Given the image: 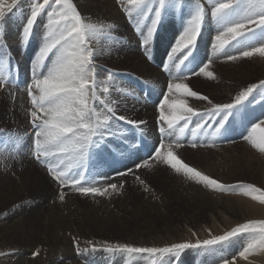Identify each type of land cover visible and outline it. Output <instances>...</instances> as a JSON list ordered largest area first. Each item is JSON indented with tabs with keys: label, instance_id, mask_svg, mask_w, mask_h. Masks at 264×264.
<instances>
[{
	"label": "rangeland",
	"instance_id": "1",
	"mask_svg": "<svg viewBox=\"0 0 264 264\" xmlns=\"http://www.w3.org/2000/svg\"><path fill=\"white\" fill-rule=\"evenodd\" d=\"M34 2L35 0H17L13 11L7 13L0 21L4 44V47H0V70L3 72L0 80L3 79L5 82L4 86H0V193L7 192V186L11 184L8 180L15 181L26 175L30 177L23 191H20L15 199L9 202L0 199V225L16 228V225L20 224L19 226L31 227L32 230L34 225L40 229L43 226L37 225L35 219L31 222L28 212L31 211V217L33 213H44L52 201L49 200L48 203L51 183L43 173V168L47 167L37 162L32 155L34 137L29 114L33 106L26 93L28 92L26 86L32 82L33 69L37 73L46 74L53 59L50 56L45 61L43 69L35 67L33 63L40 47L43 46L39 40L34 41V35L41 33L46 36L47 13L51 9H45L38 17L31 38L24 43L22 30ZM72 2L77 6L84 22L95 24L100 29L95 34H89L86 39L87 46L93 52L97 95L105 102V104L94 102L98 113L100 112V118L111 115L107 112V107H112L117 116L143 123L140 127L118 119L111 120L107 129L108 134L100 146L90 149L86 167L72 169L73 172L83 171L84 174L90 169L91 181L102 182L99 187H105L109 183H123L124 187L120 190L121 194L112 193L103 197L90 195L91 208L69 209L74 226H70L71 229L81 233L86 231L87 233L81 236L82 239L99 240L102 245L91 246L87 241L75 240L73 233L64 231L70 247L66 245L62 251L70 249L74 251L73 254L80 258V264H166L168 259L172 264H198L203 263L202 258L209 259L215 257L213 256L215 254L219 256H216L218 258L215 260L216 264H222L224 260L229 262L234 260L237 264L247 259L239 255L244 247L252 242V235L247 233L238 234L215 245L185 249L178 257L159 253L110 252L106 249L121 245L163 248L174 243L195 244L198 240L202 242L222 236L248 221L264 220V203L260 199H253L254 196L264 197V153L254 148L249 140L244 139L245 136L256 140L264 137V133L260 131L255 133L251 131L255 123L264 120V88L258 87L248 100L233 109L223 129L215 135L213 133L219 126V116L207 118L206 123L200 121L199 117H193L187 127L184 126V121H180L172 129H168L167 123L159 119L160 105L166 96L170 102L183 100L188 106L203 113L205 110H212L216 104L233 103L241 91L252 84L259 85L264 81V56L259 53L249 57L241 55L243 51L250 50L255 45L264 46V29H258L253 34L246 32L243 37H237L235 40L231 34L225 35L224 39L230 44L221 48L215 37L224 33L226 26L218 24L212 13L205 11V5L210 3L199 0V7L204 10L201 34L192 55L185 59L188 49L178 47V43L185 27L195 14L197 8L195 0H170L157 31L148 44H144V38L151 26L154 13L140 15L139 10L143 6H121L119 11L124 23L116 26L113 20L109 19L112 14L107 7L110 3H119L120 0H72ZM228 2L232 5L230 16L233 10L234 17L238 19L243 18L248 12L245 5L252 9V13L257 10L259 13L261 7H264L260 0ZM7 3H11V0H7ZM157 6V0H148V7L154 9ZM10 21L14 26H8L7 22ZM207 21L210 24H207ZM16 22L18 24H15ZM18 27L19 32L16 30ZM12 32L18 35L17 50L10 49L5 39L6 35ZM173 48H177V51L173 52ZM229 55L235 56L236 59H227ZM205 64L208 65L206 71L212 72L213 77L209 78L199 72ZM109 72L114 73L112 80L107 78ZM193 72L197 74L191 75ZM9 73L12 77L8 76ZM169 83L187 84L193 91L208 96L211 103L182 95L175 90L169 93L167 89ZM104 88H107L108 92H104ZM35 94L38 95V92ZM170 111L171 109L165 105V114ZM197 123H204V127L196 129ZM261 127H264V124ZM161 128L165 130L163 133L160 131ZM136 133L145 136L150 143L152 154L149 159L144 158L150 167H128L130 163L136 162V156L131 152ZM163 139L171 141L165 143L162 142ZM193 142L196 143V147L192 146ZM161 145L164 147L161 149L162 152H166L168 145H172L171 149L180 161L222 185L229 186L223 190L230 192L223 194L221 188L206 186L199 178L183 170L176 172L171 166L158 162L154 154ZM71 163L74 162L65 159L61 168H66ZM125 170H131L129 177L118 175ZM133 172L144 180L143 185L135 179ZM109 176L112 177L103 183ZM46 181L49 187H46ZM81 183L88 186L86 179ZM249 186L258 191H253ZM232 188L235 190H231ZM15 190L17 189L11 188L10 192L13 193ZM109 192L112 190L109 189ZM77 200L81 203V196ZM101 202L105 204L98 205ZM80 203L78 205L83 206ZM217 203L220 205H216ZM51 209L53 208L49 211ZM47 213L45 217L40 216L39 222H46ZM5 231L6 229L4 233L7 232ZM100 239L109 241L106 243ZM14 247L10 241L0 240V253H4L0 255V259L13 256ZM30 252L32 255L34 250ZM51 255L54 256L53 253ZM43 256L45 255L38 254L31 257L41 260L46 257ZM140 256L144 259H139ZM248 256L256 257L253 264L256 262L264 264V250L257 249ZM148 257H152L150 263H147ZM63 260L58 258L57 261L62 263ZM2 262L0 260V264Z\"/></svg>",
	"mask_w": 264,
	"mask_h": 264
},
{
	"label": "snow or ice",
	"instance_id": "2",
	"mask_svg": "<svg viewBox=\"0 0 264 264\" xmlns=\"http://www.w3.org/2000/svg\"><path fill=\"white\" fill-rule=\"evenodd\" d=\"M128 2L138 7L143 6L139 10L140 15L147 16L148 12L154 13L151 19V26L148 28L147 35L144 38V44H148L154 37L166 5L170 3V0H157L158 6L154 9L148 7V0H128ZM195 2L197 5L195 14L188 22V26L185 27L178 43V47L188 49V55L185 56V59L192 55V50L196 47L204 20V12L199 7V0H195ZM260 4L264 6V0H260ZM16 5L17 0H11V3H7V0H0V21L5 18L7 13H11ZM45 9H51L47 13L48 31L44 38L43 46L40 47L33 63L35 67L43 69L45 61L50 56L53 59L51 60V66L47 68L46 74L43 72L37 73L33 69L32 82L27 85V94L33 106L30 113V123L34 137L33 158L47 167L48 173L54 181L59 183L61 189L70 185L76 192L85 197L90 195L103 197L112 193L121 194L120 190L124 187L123 183H109L105 187H99L95 186L94 182L92 186H83L81 181L85 179L84 172H73L72 169L74 167H86L90 149L100 146L101 141L108 134L107 129L111 120L118 119L134 126H139L143 121H132L124 116H117L112 107H107V112L111 115H104L102 119L100 118L94 102L99 101L101 104H105V102L97 95L96 69L93 67L92 60L93 52L86 43L88 35L95 34L100 29L95 24L84 22L80 12L77 10V6L72 0H35L31 7L30 16L27 18L22 30V42L27 43L29 41L34 31V25ZM231 9L232 5L230 3L221 2L212 11V16L216 19L217 23L226 26V31L215 37L221 48L229 43L228 40L224 39L225 35L231 34L232 39L235 40L237 37H243L246 34V29L249 34H253L258 29H264V7H261L258 14L255 12L251 14L246 13L242 19L238 20L231 18L229 14ZM250 25L254 27H249ZM0 47H4L2 29H0ZM172 51H177V48H173ZM256 53L264 56V46L245 50L241 55L249 57ZM227 59L235 60L236 57L229 55ZM207 67L208 65L205 64L199 69V72L211 78L214 74L206 71ZM190 74L196 75L197 73L193 72ZM2 75L3 72L0 70V76ZM113 77L114 73L109 72L108 80H112ZM4 84L5 82L0 80V86H4ZM258 87L264 88V81H261L259 85L252 84L241 91L235 97L233 103L216 104L212 110H205L203 113L188 106L183 100L170 102L166 96L160 105L159 119L167 123L168 129H172L180 121H184V126L187 127L188 122L193 117H199L200 121L206 123L207 118L219 116V126L213 133L215 135L223 129L232 110L241 105L242 102L248 100ZM167 89L169 93L175 90L182 95L211 103L208 96L193 91L184 83H169ZM36 92H38V95L35 94ZM104 92H108V89L104 88ZM90 101L93 103H90ZM165 105L171 109L168 114L164 112ZM204 123H197L196 129L203 128ZM262 124H264V120L254 124L251 131L253 133L256 131L264 133V127H261ZM160 131L163 133L165 130L161 128ZM195 134L194 131L193 136ZM244 139L249 140L254 148L264 153V137L256 140L250 136H245ZM192 146L196 147V143L193 142ZM162 147L163 145H161ZM161 148H157L155 151V157L158 158V162L171 166L176 172L183 170L199 178L206 186H213L222 190L229 188V186L222 185L217 180L203 175L197 169L180 161L171 147L166 152H162ZM65 159L71 160L74 163L69 164L66 168H61ZM136 167H150V165L147 161H144L143 165L138 164ZM118 175L123 176L126 173H118ZM133 175L141 185L145 183L134 172ZM249 187L252 188V186ZM109 189L112 190L111 193ZM231 190L235 189L232 188ZM252 190L258 191L254 188ZM59 199L61 201L65 199L63 191L60 192ZM253 199H260L264 203V197L254 196ZM243 233L252 235V242L239 253L240 257L247 258L250 253L257 249L264 250V220L248 221L238 225L222 236L202 242L198 240L195 244L182 242L163 248L121 245L117 248H107L106 250L110 252L120 251L141 254L159 253L178 257L185 249L201 247L202 245H215ZM38 254V252H34L32 255L35 257ZM0 255H4V253H0ZM222 264H235V261L229 262L228 260H224Z\"/></svg>",
	"mask_w": 264,
	"mask_h": 264
},
{
	"label": "bare ground",
	"instance_id": "3",
	"mask_svg": "<svg viewBox=\"0 0 264 264\" xmlns=\"http://www.w3.org/2000/svg\"><path fill=\"white\" fill-rule=\"evenodd\" d=\"M208 3V5H205V11H207V13L213 11L214 7L218 4V3H221V2H225V3H230L231 2H228V0H206ZM235 1V0H233ZM125 5H129L127 7H132L133 5H131L128 0H120L119 3H110L108 5V10L110 11V13L112 14L109 19H112L113 20V23L117 26L118 24L121 23V25L124 23V20H123V17L121 16L120 14V11H119V8L121 6H124ZM246 8L248 9V12L247 14H251L252 13V9H250V7L248 5H245ZM245 8V10H246ZM240 10V9H239ZM204 11V10H203ZM104 13V12H103ZM106 13V12H105ZM255 13L258 14V10L255 11ZM246 14V13H245ZM208 15V14H207ZM234 12L232 10V15H231V18L233 20H238V17H234ZM210 16H208L209 18ZM42 19V18H41ZM44 19V18H43ZM46 19V18H45ZM242 19V18H241ZM208 20V19H207ZM208 23L207 24H210L209 21H207ZM8 23V26L12 27L14 26L11 21L10 22H7ZM40 23V22H39ZM15 24H18L17 22ZM17 26V25H16ZM15 26V28H16ZM124 27V26H123ZM210 27V26H209ZM9 28V27H8ZM19 28L16 29L17 32H19ZM120 28V27H119ZM11 30V28L9 29ZM15 30V29H14ZM13 30V31H14ZM247 30V29H246ZM38 31V30H37ZM11 32V31H10ZM117 32V31H116ZM247 32V31H245ZM35 33V32H34ZM38 33V32H37ZM18 34V33H17ZM43 34V32H42ZM111 34V33H110ZM46 35V34H45ZM17 36L14 32H12V34H8L6 35L5 39L7 41V44L9 45L10 49L12 50H17L18 48V41H17ZM44 38L45 36L41 35V33L39 35H34V41H37L39 40L41 43H44ZM256 39V38H255ZM262 43V42H261ZM230 44V43H229ZM251 42L249 44V46H251ZM248 46V47H249ZM254 47H257V45H255ZM253 48V47H252ZM251 49V48H250ZM18 53V52H17ZM200 54V53H199ZM198 55V54H197ZM260 55V54H259ZM203 56V55H202ZM22 58V57H21ZM258 61V60H256ZM262 61V60H261ZM204 62V61H203ZM252 63L254 61H251ZM256 64V62H254ZM264 63V61H263ZM262 63V64H263ZM258 64V63H257ZM260 64V63H259ZM51 66V65H50ZM49 66V67H50ZM11 70V69H10ZM46 71V70H45ZM47 72V71H46ZM8 76H11L12 77V74L9 73ZM3 80V79H2ZM157 81V80H156ZM163 81V80H162ZM26 83V82H25ZM119 84V83H118ZM26 85V84H25ZM156 85V84H155ZM154 85V86H155ZM9 87V86H7ZM27 87V86H26ZM154 89V88H153ZM27 93V92H26ZM26 95V94H25ZM8 97V95H5ZM146 97V96H145ZM253 97V96H252ZM8 99H10L8 97ZM11 100V99H10ZM29 107V106H28ZM30 108V107H29ZM27 109V108H26ZM32 110V109H31ZM101 111V110H100ZM149 112V111H148ZM156 113V112H155ZM100 114V112H99ZM106 114V112H105ZM30 115V114H29ZM101 115L102 112H101ZM239 115V114H238ZM241 117V116H240ZM197 118V117H196ZM22 119V118H21ZM31 119V118H30ZM238 119V118H237ZM240 119V118H239ZM235 120V119H234ZM23 121V120H22ZM29 121V120H28ZM25 122V121H24ZM238 123V122H236ZM247 123V122H246ZM18 124V123H17ZM256 124V123H255ZM17 126V125H16ZM19 126V125H18ZM141 127V125H139ZM163 127V126H162ZM165 127V126H164ZM6 131V130H5ZM32 131V130H31ZM144 131V130H143ZM151 131V130H150ZM147 132V131H145ZM171 133V132H170ZM33 135V133H32ZM136 136H137V133L134 135V148H131V152L133 155L136 156V162L134 163H130L129 164V168L131 167H135L137 166L138 164H143L145 160L149 159V156L152 154L151 153V149H150V143L148 142V140L145 138V136L143 135H139L142 142H143V147H144V150L146 152V157H145V160L144 158L140 155V152L139 150L137 149L136 147ZM148 136V135H147ZM210 140V139H209ZM171 140L169 139H163L162 142H165V143H169ZM189 142V141H188ZM158 143V142H157ZM186 143V141H185ZM175 145V144H174ZM172 145H168V147H171ZM182 146V145H181ZM167 147V146H166ZM164 148V147H163ZM161 148V149H163ZM173 148V147H172ZM165 150V149H164ZM182 153V152H181ZM178 154V153H177ZM155 155V154H154ZM180 155V153H179ZM255 160V159H254ZM10 161V160H9ZM43 173L45 174V176H47V181L49 183H51V188H50V196H48V203H52V205H48V210L44 213L42 212H37V213H33L32 214V217H31V211H29V220H31V222H34V219L37 221V225H42L43 228L40 229V227L38 226H35L34 225V229L32 230L31 227L29 228H23L19 225H16V228H10V227H6V226H3L1 227L0 225V240L2 241L3 239H6L10 242L13 243V245L15 246L13 249L15 253L13 256L9 257V258H5L3 259L1 257L0 260H2L3 262L1 264H65L66 262H68L67 264H80V258L78 256H76L75 254H73L74 251H62L66 245L69 246L67 240L65 239V236H64V231H69L71 233H73L74 235V239H79V240H82V241H87V244L91 245V246H101L102 245V242L97 240V241H93V240H85V239H82V235H84L85 233H87L86 231H83V233L79 232V231H74L73 229H71V227H74L73 226V222L71 220V216H70V213H69V209H72V208H78V207H84V208H91V197L88 196V197H85V196H82L80 195L78 192L75 191L74 188H72L70 185L61 189L60 185L58 182L54 181L52 179V176L48 173L47 171V168H43ZM121 173H126V177H129V171L128 170H125ZM43 175V174H42ZM85 175V179H86V183H88V186H92V184L95 182V186H99L102 184V182H98V181H91V177H90V169L87 171ZM28 175H26L25 177H21V178H17V180L15 181H9L11 184H9L7 186V192H4V193H0V199L2 198L4 201L5 200H8L9 201H12L13 199H15V197L18 195V193L21 191H23V187L24 185L26 184V182H28L30 179V177H27ZM118 175H115V177H117ZM110 177L112 176H109L106 180H104L103 183L107 182ZM114 177V178H115ZM132 179V177H131ZM12 180V179H11ZM51 180V181H50ZM95 180V179H94ZM6 181V180H5ZM47 181H46V187H49V185L47 184ZM7 182V181H6ZM135 183V182H134ZM45 184V182H44ZM11 188H15L17 190H15L13 193L10 192L11 191ZM63 191L65 193V199L63 201H61L59 199V194L60 192ZM214 192V191H213ZM228 190H223L221 191V193L223 194H227ZM78 193V194H77ZM222 195V194H221ZM81 196V203L78 199V197ZM50 200V201H49ZM78 203L82 204L83 206H80L78 205ZM105 203L104 202H101L99 203L98 205H104ZM216 205H220V204H216ZM93 206H94V203H93ZM92 206V207H93ZM216 207V206H215ZM50 208H53L50 210ZM255 209V208H254ZM49 211V212H48ZM15 212V211H14ZM36 212V211H34ZM48 212V213H47ZM19 213V212H18ZM48 215V219L46 220V222H39L40 221V216L41 217H45V215ZM18 215V214H17ZM23 215V214H22ZM21 215V216H22ZM20 216V215H19ZM12 219V218H10ZM21 219V218H20ZM44 219V218H43ZM14 220V219H13ZM22 221V220H21ZM7 222V221H6ZM18 222V221H17ZM20 222V221H19ZM5 223V222H4ZM10 223V222H9ZM11 224V223H10ZM16 224V223H15ZM25 224V223H24ZM19 226V227H18ZM71 226V227H70ZM18 227V228H17ZM6 229V233H4V230ZM8 229V230H7ZM68 232V233H69ZM66 234V233H65ZM70 234V233H69ZM87 236V235H86ZM72 238V237H71ZM102 241H109V240H106V239H100ZM82 241H78V242H82ZM6 242V241H5ZM76 242V241H75ZM85 243V242H84ZM118 243V242H117ZM77 244V243H76ZM88 245V246H89ZM7 246V245H6ZM81 247V245H79ZM78 246V247H79ZM105 246V245H104ZM112 246V245H111ZM115 246V245H114ZM70 247V246H69ZM244 247V246H243ZM9 248H11V245L9 246ZM31 250H34L37 251L39 253V255L43 254L45 256V258L43 259H34L32 258L31 256ZM211 251V250H210ZM30 252V253H29ZM9 253V252H8ZM12 253V254H13ZM51 253H53L54 256L51 255ZM185 253V252H184ZM201 253V252H200ZM216 253V251H215ZM221 253V252H220ZM29 254V255H28ZM48 254V256L46 255ZM186 254V253H185ZM195 254V253H194ZM202 254V253H201ZM214 254V252L212 253V255ZM31 255V256H30ZM198 255V254H197ZM223 255V254H222ZM37 256V255H36ZM196 256V255H195ZM208 256V255H207ZM215 257H212V258H202L203 263H198V264H216V258L219 257L217 256L216 254L213 255ZM217 256V257H216ZM256 256V255H255ZM40 256H38L39 258ZM176 257V256H175ZM200 257V256H198ZM204 257V256H203ZM249 257V256H248ZM247 259H244L242 260L241 262H238L237 264H253L256 260V257H253V258H248ZM251 257V256H250ZM58 258H61V261L62 263H60L58 260ZM152 257H148L147 258V263H150L149 260L151 259ZM139 259H144V257L140 256ZM218 259V258H217ZM60 260V259H59ZM66 260V261H65ZM69 260V261H68ZM155 260V259H154ZM181 261V260H180ZM65 262V263H63ZM172 261H170V259L166 260V264H172L171 263ZM220 262V261H219ZM153 263V262H151ZM182 263V262H181ZM184 263V261H183ZM257 263V262H256ZM255 263V264H256ZM82 264V263H81Z\"/></svg>",
	"mask_w": 264,
	"mask_h": 264
}]
</instances>
